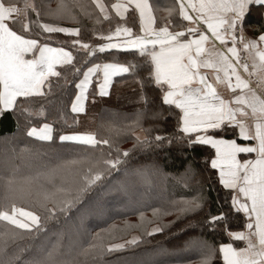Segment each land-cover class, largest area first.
I'll return each mask as SVG.
<instances>
[{"label": "trees", "instance_id": "obj_1", "mask_svg": "<svg viewBox=\"0 0 264 264\" xmlns=\"http://www.w3.org/2000/svg\"><path fill=\"white\" fill-rule=\"evenodd\" d=\"M103 1L109 10L107 19L94 5L89 8L90 15L75 8L72 9L74 18L56 19L47 13L49 9H57L61 0H11L20 8L26 3L39 5L42 22L78 27L83 42L89 44L103 43L101 34L107 35L118 24L138 32V13L133 14L131 10L122 19L111 10L114 0ZM64 2L91 4V0ZM151 4L157 24L162 23L165 16L173 25L182 20L176 0H151ZM170 9L171 17L167 15ZM20 19L32 21L36 14L28 9ZM248 20L245 29L251 36L264 30L257 24L255 15ZM16 27L18 29L19 25ZM32 28L35 26L30 24ZM47 35L41 34V42L71 51L72 65L57 67L61 75L49 77L51 90L46 89L44 97L33 98L26 112L9 110L0 115V211L10 210L14 203L40 216L42 228L39 232L19 230L0 221V239L5 233L11 236L7 247L0 248V264H33L34 260L49 254L55 264H140L144 257L150 259L147 264H200L203 243L217 249L212 264H221L219 245L231 240L227 232L245 225L243 213H229L230 203L226 202L229 190L219 184L217 170L205 168L208 161L205 146L182 152L175 142L137 145V131L143 130L145 137H154L171 132L174 123L167 113L160 118L153 117L155 109L147 102L153 95L151 86H141L146 75L143 68L116 76L108 96L97 94L94 76L88 86L85 111H71V101L77 91L75 84L92 63L137 65L142 58L138 54L113 50L97 52L84 62L83 50L71 46V40L76 37L56 33L45 39ZM73 65L80 69L79 73L73 71ZM140 112L144 115L137 119ZM45 123L52 125L51 141L27 135L29 128ZM71 132L93 133L98 140L102 137L109 143L92 146L59 141L60 134ZM225 137L232 138L230 133ZM125 151L129 153L127 157L122 155ZM118 153L122 163L109 172L104 162ZM186 155L192 161L187 170L181 167ZM132 169H143V172L133 176L129 174ZM96 171L104 172L102 181L80 192L87 177ZM121 185L126 186V191L117 192ZM45 193L49 194L47 207L55 205L58 209L54 218L47 220L38 203ZM24 194L27 197H21ZM198 194L203 196V201L196 212L184 214L176 210L178 202L192 200ZM64 201L71 203L59 211ZM98 204L103 205V211L97 209ZM220 212L225 213V220L208 222L209 216H218ZM155 223L162 231L148 235L150 226ZM133 231L141 234L139 242L109 251L111 243L127 238ZM13 232L16 235L13 236ZM75 234L74 246L65 254Z\"/></svg>", "mask_w": 264, "mask_h": 264}, {"label": "snow or ice", "instance_id": "obj_2", "mask_svg": "<svg viewBox=\"0 0 264 264\" xmlns=\"http://www.w3.org/2000/svg\"><path fill=\"white\" fill-rule=\"evenodd\" d=\"M178 15L182 20L173 25L170 18H164L157 24L153 15V7L149 0H124L111 5L116 14L123 18L129 8L133 14L138 12V32L131 27L117 25L107 35L101 34L103 43L89 44L83 42L78 27H63L58 22H42L39 5L26 3L18 8L11 0H0V115L6 111L23 114L27 105L35 97L47 95L50 91L49 77H59L57 66L72 65L73 54L65 47H53L41 42V34L62 33L76 37L71 40L73 49L83 50V60L98 53L124 52L138 54L137 65L125 63H92L83 71V77L76 84L77 89L71 101V111H85L84 102L88 98V85L93 76L97 79V94L108 96L113 77L135 73L142 67L146 73L141 86H151L152 97L147 102L155 111L153 117L160 118L167 113L173 117L172 131L157 134L154 137H135L140 147L156 143L173 142L182 152L195 150L197 146H205L208 161L206 169L217 170L218 182L227 193L230 203L229 213H243L248 222L244 225L247 231H230L227 235L236 240L245 241L247 246L236 248L232 243H222L218 251L223 264H264V92L257 94L250 88L249 80L244 79L241 70L249 77L257 74L264 81V30L257 39H249L245 35V26L249 24L248 17L255 15L257 24L264 29V0H176ZM99 9V13L108 18V8L101 0H91V4L65 3L61 0L57 9L48 10V15L63 19L72 17V9L80 8L85 15H90L89 8ZM31 9L36 14L32 21H22L21 16ZM93 9V10H94ZM172 9L169 10L171 17ZM187 21L188 24H183ZM30 24L35 28L30 29ZM17 25L19 28L17 29ZM179 30H175L176 28ZM35 29H39L36 32ZM172 29V30H170ZM123 37V39H113ZM229 41L231 46H228ZM219 42L220 47H217ZM242 49L254 53L252 69L249 71L247 62H242L237 44ZM31 58H26L27 56ZM258 58V59H257ZM202 69H215L216 80L227 83L229 89L239 90L231 101L223 99L213 83ZM73 71L80 69L73 65ZM223 73V78L219 73ZM99 74V75H98ZM17 98H21L19 101ZM144 115L137 113V119ZM53 128L50 123L40 128L31 127L27 130L29 137L51 141ZM232 138H225L226 134ZM60 142H78L95 146L108 144L109 141L96 138L88 132H71L60 134ZM243 141L238 143L237 141ZM214 150V154L213 151ZM127 157L129 153L123 152ZM108 171L117 168L122 163L121 154L104 162ZM192 163L190 156H185L181 167L186 170ZM143 169H132L133 176L141 175ZM104 172L96 171L90 174L80 192L89 190L98 181H102ZM11 185V181L8 182ZM126 191L121 185L117 192ZM49 194L45 193L38 203L44 209L45 220L54 218L58 210L55 205L47 207ZM203 196L197 195L192 200L180 201L176 210L188 214L202 207ZM71 201H64L59 211ZM97 209L103 211V205ZM224 212L218 216H209L208 222L225 220ZM0 221L14 226V229L41 231V218L33 211L18 208L13 203L10 210L0 211ZM162 231V227H154L152 235ZM16 235L15 232L12 234ZM7 233L0 239V248H6ZM139 237L128 243L136 244ZM123 247L113 245L109 251ZM217 249L206 243L202 244V259L200 264H212ZM87 255V252L84 253ZM33 264H55L51 254L43 259L33 261Z\"/></svg>", "mask_w": 264, "mask_h": 264}, {"label": "crops", "instance_id": "obj_3", "mask_svg": "<svg viewBox=\"0 0 264 264\" xmlns=\"http://www.w3.org/2000/svg\"><path fill=\"white\" fill-rule=\"evenodd\" d=\"M102 3L105 4V2L103 0H101ZM117 2H124V0H114V3H117ZM149 3L151 4V0H149ZM111 4V5H112ZM106 5V4H105ZM152 5V4H151ZM17 6V5H16ZM107 6V5H106ZM18 8H20L19 6H17ZM153 7V6H152ZM108 8V6H107ZM111 10L116 14V10L113 9L111 7ZM133 10L132 8H129L128 9V12ZM127 13L124 14L123 18H126L127 17ZM138 13V12H137ZM107 15H109V10H108V13ZM117 15V14H116ZM153 15L155 16V13H154V10H153ZM120 17V16H119ZM156 17V16H155ZM121 18V17H120ZM157 21V19H156ZM186 22V25L188 24L187 21ZM245 35L249 38V39H257L258 38V35L257 36H251L250 33L248 31H246L245 29ZM217 43V47H220L219 45V42H216ZM53 46V45H51ZM228 46L230 47L231 46V42L229 41L228 43ZM53 47H58V46H53ZM237 49L238 51H240V54H241V59H242V62H247L248 65H249V71H251L252 69V58L254 56V53H250V52H247L245 50L242 49V46L238 43L237 44ZM67 50V49H66ZM26 58H31V56H27ZM258 59V58H257ZM60 66V65H59ZM58 67V66H57ZM203 72H205L208 76V79H209V82L213 83L214 87L216 88L217 90V93L225 100H228V101H231L232 98L235 96V95H239V90H235L233 91L232 89H229L228 86H227V83L225 82H221V81H217L216 80V75L214 74L216 72L215 69H202ZM122 75V74H121ZM219 75L221 76V78H223V73L220 72ZM241 75L244 79H248L249 80V86L250 88L256 90L257 94H261V92H264V81H261L259 78H258V75L257 74H253L252 77H249L247 73H244L243 70H241ZM118 76V75H117ZM94 77V76H93ZM116 76L113 77V80ZM113 83V81H112ZM89 86V85H88ZM87 86V87H88ZM112 86V85H111ZM111 88V87H110ZM110 91V89H109ZM85 104V102H84ZM41 127V126H40ZM40 127H36V128H40ZM136 136L140 137L141 140L145 138V133L143 130H139L136 132ZM225 138H228V137H225ZM238 143L240 142H243V141H240L238 140L237 141ZM248 221L245 220V224L247 223ZM160 227V225L158 223L156 224H153L152 226H150L149 228V231L148 232H151V230L154 228V227ZM231 231H247V229L243 226L242 228H239V229H234V230H231ZM154 234V233H153ZM135 237H139L140 239L137 240V242H139L141 240V234L138 232V231H133L129 234V236L127 238H125V240H122L124 244L123 247H125L126 245L128 244H131V243H128L129 241H131L133 238ZM117 242H114V243H111V245H116ZM225 243H232L234 247L236 248H243V247H246L247 244L245 241H241V240H236L234 238H231V240L229 242H225ZM110 246V245H109ZM122 248V247H120ZM120 248H115L113 250H116V249H120ZM221 264H223V260L221 261Z\"/></svg>", "mask_w": 264, "mask_h": 264}, {"label": "rangeland", "instance_id": "obj_4", "mask_svg": "<svg viewBox=\"0 0 264 264\" xmlns=\"http://www.w3.org/2000/svg\"><path fill=\"white\" fill-rule=\"evenodd\" d=\"M167 13V12H166ZM166 13H164L165 15H166ZM169 14V11H168V13H167V15ZM165 18H166V16H165ZM186 23V22H185ZM186 25V24H185ZM179 28L177 27L175 30H178ZM170 30H172V29H170ZM114 40L115 39H123V37H119V38H117V37H114L113 38ZM21 197H27V194H24V195H22ZM156 224V223H155ZM152 226V225H151ZM78 231V230H77ZM78 235V234H77ZM76 236V234L74 235V236H72V238H70V241H69V248H68V251H65V254H67L69 251H70V249L74 246V242H75V238H77V237H75ZM122 240H125V239H122ZM122 240H118V241H116L117 243H116V245H124V244H122L123 243V241ZM130 245H132V244H130ZM110 246H112V245H110ZM109 246V247H110ZM193 246V245H192ZM122 248H124V247H122ZM195 247H192V249H194ZM121 249V248H120ZM191 249V248H190ZM148 257H144L143 258V261L140 263V264H147L149 261H150V259H147ZM148 261H147V260ZM145 260H146V262H145Z\"/></svg>", "mask_w": 264, "mask_h": 264}]
</instances>
